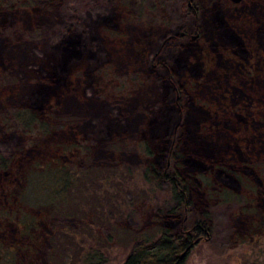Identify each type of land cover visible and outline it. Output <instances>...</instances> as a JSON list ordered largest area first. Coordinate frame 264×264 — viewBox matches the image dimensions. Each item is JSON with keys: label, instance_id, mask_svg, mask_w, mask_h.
I'll return each instance as SVG.
<instances>
[{"label": "rangeland", "instance_id": "obj_1", "mask_svg": "<svg viewBox=\"0 0 264 264\" xmlns=\"http://www.w3.org/2000/svg\"><path fill=\"white\" fill-rule=\"evenodd\" d=\"M195 3L201 27L166 53L167 41L184 36L182 23ZM69 30L82 33L84 51L58 71L52 46ZM166 59L170 65L160 66ZM176 83L186 96L182 102ZM21 107L48 115L51 133L39 139L25 132L11 114ZM74 140L91 147L88 157L76 159L88 166L83 172L91 171L80 173L88 187L74 185L60 201L63 184L51 161L63 152L72 159ZM173 148L194 203L211 220L185 264H264V0H17L0 6V151L36 169L18 184H4L0 173V244L16 250L20 227L32 219L40 225L45 215L37 209L50 201L61 210L80 202L77 216L66 214L62 224L94 225L108 264L123 262L133 240L160 233L174 196L149 168L168 164ZM11 187L21 188L11 196ZM94 207L91 219L79 220ZM39 231L43 246L27 261L52 264L44 255L48 231ZM70 263L83 264L75 257Z\"/></svg>", "mask_w": 264, "mask_h": 264}, {"label": "trees", "instance_id": "obj_2", "mask_svg": "<svg viewBox=\"0 0 264 264\" xmlns=\"http://www.w3.org/2000/svg\"><path fill=\"white\" fill-rule=\"evenodd\" d=\"M16 1L17 0H0V6L9 8L16 5ZM200 9L201 7L197 3L188 9L182 23L184 36L177 40L167 41L163 46L166 53L170 54L172 51L175 52L178 47H181L182 42L192 35L191 33L195 31V29L201 27V21L199 20ZM81 34L82 33L77 30H69L63 39L61 38L52 46V51L56 53L59 60L56 65V70L65 69L71 57H77L84 51ZM228 38L234 41V37L228 36ZM165 58H167V54H165ZM170 63L171 61L166 59L160 66L166 68ZM173 74L172 71L169 73L171 78ZM176 84L178 101L182 102L185 100L186 96L183 91L178 88L179 83ZM11 114L25 132H35L39 139L42 136L49 135L54 128L48 115L40 114L32 107L16 108ZM84 142L83 140H76L71 145V148L74 150V152L71 153V155H73L72 159L71 157L65 158L63 152L59 153V156L51 161V163L55 165L51 166L55 167L54 176H58V181L63 184L60 190L57 191V199L59 198L60 201L67 198L63 193L67 190L72 191L74 185L79 184L80 190L88 187L87 182L84 181L82 176L89 175L91 171L88 169L83 172V169H87L88 166L81 167L76 163V159L83 160L91 153L90 145ZM67 147L70 148V146ZM68 149L66 152H68ZM19 158V156H14L12 153L5 154L0 151V173L3 176L2 179L4 184L12 180L18 184L20 179H24L26 174H28V171L34 169L35 164L33 162L29 163V165H24L23 162H19ZM178 159H180V157H178L175 148H173L168 164L162 167L153 166L149 168L150 173L154 177L168 182L174 196V201L161 215V230L158 236L150 241H148V239L133 240L123 262L119 264H185V258L195 244V241H197L198 237L203 234L204 231L210 228V217L204 210L198 209L197 205L194 203L189 192V184L180 174ZM56 170L59 171L58 175H56ZM82 172L83 175L81 176L80 173ZM52 177L50 176V180ZM91 180L97 182V180ZM20 188L21 187H11L10 191L12 193H10V195L18 194L16 190ZM19 200L20 199H17L16 201ZM73 204L76 205L62 208L61 210L57 203L50 201L45 209L38 208L37 211H42L43 215H45V219L41 220L40 225L38 221L34 222L32 219L29 224L20 227V236H22L23 242L17 245L18 247H16V250H14L13 245L12 247H7L4 244H0V264H31L27 261V259H29V254H34L43 246L42 241L39 240L42 236L39 227L43 230L47 229L48 231L45 235L47 245L44 249V255L47 251L49 261L51 263L54 261L52 264H71L70 262L74 260V257L81 260L83 264H108V257L106 256L104 248L105 244L101 243L102 241L99 240L100 237H96L93 234L95 229L94 225L89 226L84 223L82 225V230H79L75 227H67L62 224L60 219L68 218V215L71 216L72 212L73 216H77L80 202H74ZM15 209L16 213L21 210L20 206ZM96 209L95 207L93 210L88 208V211L84 213L86 216L80 215L79 220L86 221L85 218L89 216L91 219L93 214H96ZM83 210H86V208L84 207ZM54 212L58 214H53ZM73 216L71 217L73 218ZM89 224L92 223L89 222ZM258 227L259 225H256V228ZM97 229L99 228L97 227ZM250 229H252L251 226ZM85 232L88 233L84 236ZM109 236L110 233L108 232V237ZM76 237H81L83 240L79 241ZM86 239L89 240L86 245H84L83 241ZM96 242L99 243L98 246L94 245ZM1 248L6 249L7 252H2ZM185 249V254L180 257L181 252ZM46 264H48V262Z\"/></svg>", "mask_w": 264, "mask_h": 264}, {"label": "water", "instance_id": "obj_3", "mask_svg": "<svg viewBox=\"0 0 264 264\" xmlns=\"http://www.w3.org/2000/svg\"><path fill=\"white\" fill-rule=\"evenodd\" d=\"M232 1H234V2H238V1H240V0H232ZM181 34H182V32H181ZM185 251H186V249H185L184 251L181 252L180 257H182V256L185 254Z\"/></svg>", "mask_w": 264, "mask_h": 264}]
</instances>
